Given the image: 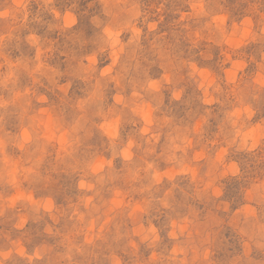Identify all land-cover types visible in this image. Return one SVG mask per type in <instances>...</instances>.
I'll use <instances>...</instances> for the list:
<instances>
[{
    "label": "rangeland",
    "instance_id": "obj_1",
    "mask_svg": "<svg viewBox=\"0 0 264 264\" xmlns=\"http://www.w3.org/2000/svg\"><path fill=\"white\" fill-rule=\"evenodd\" d=\"M0 264H264V0H0Z\"/></svg>",
    "mask_w": 264,
    "mask_h": 264
}]
</instances>
